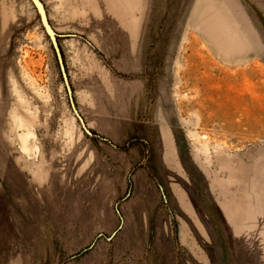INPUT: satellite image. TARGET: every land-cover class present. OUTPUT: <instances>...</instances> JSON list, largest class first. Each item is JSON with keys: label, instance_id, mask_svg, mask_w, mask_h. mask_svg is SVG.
<instances>
[{"label": "rangeland", "instance_id": "374dc122", "mask_svg": "<svg viewBox=\"0 0 264 264\" xmlns=\"http://www.w3.org/2000/svg\"><path fill=\"white\" fill-rule=\"evenodd\" d=\"M40 1L91 135L0 0V264H264L212 189L264 197V0Z\"/></svg>", "mask_w": 264, "mask_h": 264}, {"label": "crops", "instance_id": "0c3cea01", "mask_svg": "<svg viewBox=\"0 0 264 264\" xmlns=\"http://www.w3.org/2000/svg\"><path fill=\"white\" fill-rule=\"evenodd\" d=\"M218 187L219 184L212 181V189L216 188L218 190H215V192L217 191L216 195L213 193L215 202L226 223L230 226L232 233L236 237H241L251 232H259L262 241H264V225H259L260 220L262 221L261 224H264V197L253 195L252 199L247 200L246 195L243 193V195H230L228 193L230 188L225 184H222L221 188ZM247 202L254 211L251 216H248L245 211ZM231 210L235 211L232 212Z\"/></svg>", "mask_w": 264, "mask_h": 264}, {"label": "water", "instance_id": "95a60500", "mask_svg": "<svg viewBox=\"0 0 264 264\" xmlns=\"http://www.w3.org/2000/svg\"><path fill=\"white\" fill-rule=\"evenodd\" d=\"M29 1L34 6V8H35V10L39 16V20H40V23L44 29V32L48 36V38L52 44V47L54 49V52L56 54L59 69H60L62 79H63L64 85L66 88V92H67V95L69 98V102H70L72 112L74 113L76 119L80 123L83 131L86 134L91 135L90 130L86 127L84 120L82 119L81 115L79 114L78 110L76 109V105H75V101H74L73 93H72V88H71V85L69 82V77H68V74L66 72L64 62H63L62 54H61L60 48L58 46L57 37H56V34H55L53 28L51 27V25L49 23L46 11L44 9V5L41 3L40 0H29Z\"/></svg>", "mask_w": 264, "mask_h": 264}]
</instances>
